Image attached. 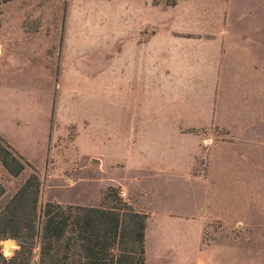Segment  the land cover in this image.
Instances as JSON below:
<instances>
[{
  "label": "rangeland",
  "instance_id": "obj_1",
  "mask_svg": "<svg viewBox=\"0 0 264 264\" xmlns=\"http://www.w3.org/2000/svg\"><path fill=\"white\" fill-rule=\"evenodd\" d=\"M174 1L0 0V136L37 213L111 187L146 215L144 264H192L199 210L208 264H264V0H189L204 40L178 44ZM29 173L0 166L5 195Z\"/></svg>",
  "mask_w": 264,
  "mask_h": 264
},
{
  "label": "trees",
  "instance_id": "obj_2",
  "mask_svg": "<svg viewBox=\"0 0 264 264\" xmlns=\"http://www.w3.org/2000/svg\"><path fill=\"white\" fill-rule=\"evenodd\" d=\"M172 5V4H171ZM0 166L12 178L30 173L11 196L0 184V242L16 249L0 264H144L146 215L134 212L107 188L101 207L45 203L37 213L39 180L35 169L0 136Z\"/></svg>",
  "mask_w": 264,
  "mask_h": 264
},
{
  "label": "crops",
  "instance_id": "obj_3",
  "mask_svg": "<svg viewBox=\"0 0 264 264\" xmlns=\"http://www.w3.org/2000/svg\"><path fill=\"white\" fill-rule=\"evenodd\" d=\"M187 3H191L189 2V0H175L173 5H170L168 7V9L166 11H172L174 9H176V11H180V13L183 14V19L182 22L177 24V28L176 27H172L171 30H169L166 34L167 37L171 39V41H173L175 44L180 43L181 41H194L193 38H188L191 37L193 35H198L200 40H204V34H201L198 30L199 29L197 24L195 23V28L194 27H190V24L193 21V17L190 18V16H192L194 14L193 9L190 6H187ZM186 16V17H185ZM187 20V22H185ZM196 22L198 19H196ZM231 28L227 29L226 31L228 32ZM224 32L225 29H214L212 31V34L210 33L211 31H209L207 33V37L205 42H208L211 44L212 39L217 38L221 32ZM225 31V32H226ZM221 36L223 37V35L221 34ZM166 37V35H165ZM166 37V38H167ZM167 38V40H169ZM199 39H196L195 37V41L196 42H200ZM213 43V41H212ZM215 47V44H214ZM220 47V46H219ZM223 48L221 49V47L219 48V50L221 51V54H226L227 50L226 48L229 47L228 45H223ZM240 49H242L243 51V45H240ZM216 50V49H215ZM226 50V52H225ZM218 69V68H217ZM200 213V210H199ZM199 213L196 215V217L194 216H190V217H184V218H189L191 219V221H195L196 223V242H195V250H194V261L192 262V264H208V261L210 259V257H208V255L210 254V249L207 247H203L201 246V231H202V222L200 220V215ZM170 216V214H169ZM177 245V244H176Z\"/></svg>",
  "mask_w": 264,
  "mask_h": 264
},
{
  "label": "water",
  "instance_id": "obj_4",
  "mask_svg": "<svg viewBox=\"0 0 264 264\" xmlns=\"http://www.w3.org/2000/svg\"><path fill=\"white\" fill-rule=\"evenodd\" d=\"M14 246V241L12 240H4L2 242V247L6 250L7 253H12V248Z\"/></svg>",
  "mask_w": 264,
  "mask_h": 264
},
{
  "label": "built area",
  "instance_id": "obj_5",
  "mask_svg": "<svg viewBox=\"0 0 264 264\" xmlns=\"http://www.w3.org/2000/svg\"><path fill=\"white\" fill-rule=\"evenodd\" d=\"M121 195H123V194L121 193Z\"/></svg>",
  "mask_w": 264,
  "mask_h": 264
}]
</instances>
